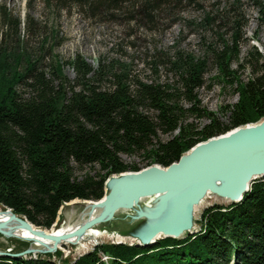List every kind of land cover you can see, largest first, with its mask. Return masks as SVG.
Returning <instances> with one entry per match:
<instances>
[{"label": "trees", "instance_id": "trees-1", "mask_svg": "<svg viewBox=\"0 0 264 264\" xmlns=\"http://www.w3.org/2000/svg\"><path fill=\"white\" fill-rule=\"evenodd\" d=\"M198 1L42 0L56 13L77 12L89 22L122 23L149 33L177 23L182 8ZM238 1L232 0L223 20L230 24L229 43L207 46L201 58L180 51L149 58L155 75L163 67L172 76L168 82H144L127 67L117 72L100 61L93 68L79 54L67 62L74 73L69 80L59 63H44L43 51L18 54L0 41V206L50 230L63 203L101 200L108 177L168 167L196 144L263 119L264 56L252 46L240 59L239 46L247 40ZM251 1L258 27H264V0ZM212 20L206 16L204 24ZM21 25L28 28L29 22L0 5L6 35L16 37ZM210 64L217 72L212 80L238 98L225 111L226 123L198 99ZM246 67L252 76L243 81L238 73ZM122 156L139 162L128 164ZM94 167L93 174L73 178L74 169ZM48 176L72 182L61 193L49 191ZM197 224V233L180 240L161 239L150 248L98 245L71 264H264V179L255 180L237 204L205 208ZM55 257L58 262L54 255L0 258V264H70L59 252Z\"/></svg>", "mask_w": 264, "mask_h": 264}, {"label": "water", "instance_id": "water-1", "mask_svg": "<svg viewBox=\"0 0 264 264\" xmlns=\"http://www.w3.org/2000/svg\"><path fill=\"white\" fill-rule=\"evenodd\" d=\"M229 132L196 144L168 167L152 165L108 177L101 200L63 203L52 226L55 232L37 228L3 207L0 217L7 220L0 219V236L28 246H21L16 254L0 251V258L55 255L64 246L79 250L92 229L99 235L91 237L140 248L197 233V210L209 197L237 204L254 180L264 179V118ZM228 134L226 142L211 150L216 139ZM223 168L227 170L224 177ZM68 224L73 227L58 233ZM21 230L41 240L21 238Z\"/></svg>", "mask_w": 264, "mask_h": 264}, {"label": "rangeland", "instance_id": "rangeland-1", "mask_svg": "<svg viewBox=\"0 0 264 264\" xmlns=\"http://www.w3.org/2000/svg\"><path fill=\"white\" fill-rule=\"evenodd\" d=\"M231 2L232 0H199L197 5L182 8L180 20L177 23L168 24L160 27L157 31L149 33L141 29L127 28L122 23L97 24L89 22L77 12L70 14L56 13L52 9L46 8L42 0H30V3L29 0H0V5L10 11L14 18H19L22 22H29L28 28L26 25H21L20 33L16 37L13 33H7L6 35L4 30L0 28V41L2 43L5 41V44L8 43L9 48H12L18 54L24 53L25 55L34 56L43 51L44 63L46 65L59 63L63 75L69 80H73L74 73L67 62L74 55L79 54L93 68H96L97 62L100 61L104 65H113L117 72L122 67H127L131 75L138 76L144 82L154 80L168 82L172 79V76L163 67L158 68L157 75L151 71L147 65V62L151 59L150 57L156 54L167 57L172 56L176 51H180L201 58L205 55L207 46L214 45V47L221 48L222 40L229 43L231 36L230 24L228 21L223 20L226 19L225 12L226 9H229ZM252 5L251 0H239L236 4L238 13L245 21L243 33L245 40H247L239 46L240 59L251 52L252 46L256 47L257 51L264 56V27H258L257 13ZM206 16L213 18L210 25L204 24ZM163 59L166 58L163 57ZM232 68L236 70V64H233ZM216 74V70L210 64L209 71L204 77L205 85L197 92L198 99L207 111L212 112L221 122L226 123L225 111L228 107L234 105L238 98L231 89L218 81L212 80ZM238 74L241 80L246 81L252 76V70L246 67L244 70H239ZM122 159L128 164L139 162L137 158L122 156ZM94 171L96 172L97 168L74 169L73 178L80 179L86 173L93 174ZM55 178L48 176L44 180L48 186H45L46 190L56 192L59 190L58 192L61 193V191L63 192L61 188H65L72 182V180L57 181L58 179ZM214 204L228 205L229 203L215 196L209 197L197 210L196 224L200 220L201 212ZM2 209L3 207L0 206V211ZM67 228H71V224ZM56 230L51 228L47 231L54 232ZM64 230L65 228L61 232ZM198 231L199 225L197 224ZM91 233L95 237L99 235L94 231H91ZM115 243V240L105 237L97 239L90 236L87 244L84 245L85 250H82V252L68 246L62 247L59 251L60 259L71 264L77 258L91 252L95 246ZM21 246L27 248L28 245L21 243V241L4 239L0 236V251L16 254L21 252ZM37 256H26L24 258L36 259ZM55 258L54 255L53 260L58 262V259Z\"/></svg>", "mask_w": 264, "mask_h": 264}, {"label": "bare ground", "instance_id": "bare-ground-1", "mask_svg": "<svg viewBox=\"0 0 264 264\" xmlns=\"http://www.w3.org/2000/svg\"><path fill=\"white\" fill-rule=\"evenodd\" d=\"M262 120V119H261ZM260 120V121H261ZM259 121V122H260ZM252 125H254V124H252ZM249 128H252V126H249ZM230 133V132H229ZM230 135L228 134V135H226V136H222V138H220V139H216L215 140V142L214 143H212V145H215V146H213L212 147V149L211 150H214L218 145H219V143H223V142H226V139L229 137ZM263 138H264V135H263ZM250 142H252V140H249ZM250 142H245V145L247 146V145H249V143ZM229 147V146H228ZM225 172H227V170L225 169V168H223L221 171H220V173L222 174H224V175H222L223 177L225 176ZM72 202H74V201H72ZM0 219H3V220H7V217L6 216H3V217H0ZM70 224H68V225H64L63 227H61V228H58V229H60V232H61V230L62 229H64V228H67L68 226H69ZM71 227H73L72 225H71ZM91 231H94V232H97L98 233V231L97 230H91ZM91 231H90V236H92V234L93 233H91ZM50 232H52V231H50ZM55 232V231H54ZM60 232H58V233H60ZM48 233H49V231H48ZM19 236L21 237V238H32L33 240H41V239H38V238H36V237H32L31 236V234H29L28 232H26V231H23V230H21V231H19ZM35 238V239H34ZM94 238V237H93ZM86 246H88V245H86ZM82 250H85V246H82L80 249H79V251L80 252H82Z\"/></svg>", "mask_w": 264, "mask_h": 264}, {"label": "built area", "instance_id": "built-area-1", "mask_svg": "<svg viewBox=\"0 0 264 264\" xmlns=\"http://www.w3.org/2000/svg\"><path fill=\"white\" fill-rule=\"evenodd\" d=\"M102 260H103V261H106V260H107V258H106V257H103V258H102Z\"/></svg>", "mask_w": 264, "mask_h": 264}]
</instances>
